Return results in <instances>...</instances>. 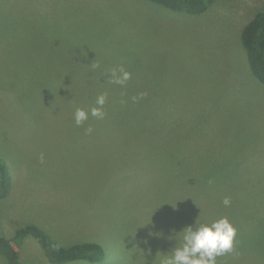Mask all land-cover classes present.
Listing matches in <instances>:
<instances>
[{
    "label": "rangeland",
    "instance_id": "374dc122",
    "mask_svg": "<svg viewBox=\"0 0 264 264\" xmlns=\"http://www.w3.org/2000/svg\"><path fill=\"white\" fill-rule=\"evenodd\" d=\"M263 9L0 0L4 235L33 224L65 247L103 246L96 264H161L173 232L227 217L237 234L217 264H264V85L241 44ZM120 68L123 86L111 82ZM100 95L103 118L90 112ZM77 108L89 113L81 126ZM20 260L50 264L31 237Z\"/></svg>",
    "mask_w": 264,
    "mask_h": 264
},
{
    "label": "trees",
    "instance_id": "16d2710c",
    "mask_svg": "<svg viewBox=\"0 0 264 264\" xmlns=\"http://www.w3.org/2000/svg\"><path fill=\"white\" fill-rule=\"evenodd\" d=\"M146 1L172 12L197 16L207 12L214 0ZM241 44L246 52L250 71L264 85V9L256 13L244 26L241 33ZM11 189L12 177L9 166L0 159V200L5 199ZM238 189L236 188V191ZM30 237L40 244L50 264H67L75 261L96 264L105 259L104 248L97 243L87 242L65 247L55 242L40 227L30 224L16 230L11 238L4 235L0 226V255L5 258L7 264H31L23 263L20 260V250L23 243L26 238ZM254 259L256 260L255 257Z\"/></svg>",
    "mask_w": 264,
    "mask_h": 264
},
{
    "label": "clouds",
    "instance_id": "9594fccd",
    "mask_svg": "<svg viewBox=\"0 0 264 264\" xmlns=\"http://www.w3.org/2000/svg\"><path fill=\"white\" fill-rule=\"evenodd\" d=\"M111 76V82L121 86L131 78V74L123 68L118 72L113 70ZM105 100L104 95L97 97L96 104L99 107L90 110L93 117L103 118L102 107ZM88 115L86 110L77 108L74 113L76 125L81 126L88 119ZM88 131L91 132L92 129L89 128ZM41 159L43 160V157ZM230 203L227 197L223 200L226 207ZM236 234L235 227L227 217L199 225L196 220L194 225L183 228L179 233L173 232L169 237L170 240H175L176 244L169 253L163 254L161 264H217V257L233 250Z\"/></svg>",
    "mask_w": 264,
    "mask_h": 264
}]
</instances>
